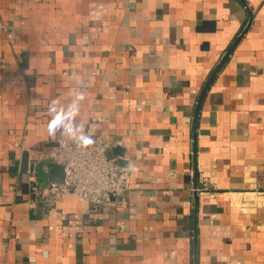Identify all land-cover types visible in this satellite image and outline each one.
<instances>
[{
  "label": "crops",
  "instance_id": "1",
  "mask_svg": "<svg viewBox=\"0 0 264 264\" xmlns=\"http://www.w3.org/2000/svg\"><path fill=\"white\" fill-rule=\"evenodd\" d=\"M100 133L124 206L31 205ZM257 172L264 0H0V264H264Z\"/></svg>",
  "mask_w": 264,
  "mask_h": 264
},
{
  "label": "built area",
  "instance_id": "2",
  "mask_svg": "<svg viewBox=\"0 0 264 264\" xmlns=\"http://www.w3.org/2000/svg\"><path fill=\"white\" fill-rule=\"evenodd\" d=\"M85 136L92 141L86 147L81 140ZM82 137L74 141L58 140L55 147L38 150L39 157L44 156L50 163L62 167L64 177L61 182H50L43 188L32 187L37 199H29L31 205L36 202L50 205L56 200L72 196L81 203H88L93 216L104 204L113 203L118 208L124 206L130 188L128 168L107 157L111 144L103 133ZM263 175V172H257L256 178L261 179ZM195 190L214 193L206 178L200 181ZM122 231L123 225L120 224L117 232Z\"/></svg>",
  "mask_w": 264,
  "mask_h": 264
},
{
  "label": "clouds",
  "instance_id": "3",
  "mask_svg": "<svg viewBox=\"0 0 264 264\" xmlns=\"http://www.w3.org/2000/svg\"><path fill=\"white\" fill-rule=\"evenodd\" d=\"M81 140H82V145L85 147L92 143L91 139L86 136L82 137Z\"/></svg>",
  "mask_w": 264,
  "mask_h": 264
},
{
  "label": "water",
  "instance_id": "4",
  "mask_svg": "<svg viewBox=\"0 0 264 264\" xmlns=\"http://www.w3.org/2000/svg\"><path fill=\"white\" fill-rule=\"evenodd\" d=\"M54 165V164H53ZM53 165H51V167L53 166ZM63 180V178H61L60 180H57L56 182H61Z\"/></svg>",
  "mask_w": 264,
  "mask_h": 264
}]
</instances>
